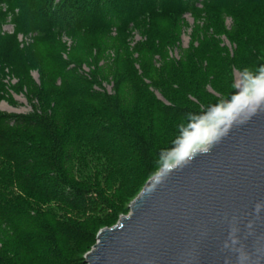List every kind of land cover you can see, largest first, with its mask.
<instances>
[{"label": "trees", "instance_id": "trees-1", "mask_svg": "<svg viewBox=\"0 0 264 264\" xmlns=\"http://www.w3.org/2000/svg\"><path fill=\"white\" fill-rule=\"evenodd\" d=\"M39 5V17L51 26L39 37L113 27L121 34L135 29L141 39L136 56V47L132 52L119 43L109 66L106 60L98 64L99 59L77 57L73 51V65L54 52L43 57L40 53L32 64L51 70L59 83L27 87L26 96L35 100L28 113L0 112V227L10 232L3 237L0 264H20V253L39 264H77V259L63 255L59 243L67 237L80 242L86 236L57 206L92 221L115 218L109 191L149 177L160 161V135L172 127L180 130L224 103L232 86L233 58L213 37L220 16L230 14L237 23H246L249 36L236 41L237 57L246 52L254 60L262 58L254 43L264 51V0H39ZM185 10L212 32L171 59L167 52L176 40L175 30L157 26L158 19ZM97 11L102 23L90 24ZM91 46L77 49L88 55ZM154 56L160 58L159 65ZM86 59L96 62L87 73L78 68ZM106 78L113 84L111 94L101 83ZM205 125L192 133L193 138L207 134ZM75 166L87 167V178L75 180ZM12 247L16 257L9 255Z\"/></svg>", "mask_w": 264, "mask_h": 264}, {"label": "water", "instance_id": "water-1", "mask_svg": "<svg viewBox=\"0 0 264 264\" xmlns=\"http://www.w3.org/2000/svg\"><path fill=\"white\" fill-rule=\"evenodd\" d=\"M262 94L234 98L207 153L154 171L81 264H264Z\"/></svg>", "mask_w": 264, "mask_h": 264}, {"label": "rangeland", "instance_id": "rangeland-1", "mask_svg": "<svg viewBox=\"0 0 264 264\" xmlns=\"http://www.w3.org/2000/svg\"><path fill=\"white\" fill-rule=\"evenodd\" d=\"M196 5L200 7L199 2ZM39 6V0H0V112L2 113L25 114L31 111V103L35 100H31L25 93L27 87L29 88L33 83L37 85L41 83L49 84L52 81L56 84L59 83V79L51 70L39 66L38 62H35L34 65L32 64V61L36 60L40 53L41 57H43L46 52H50L51 54L54 52L53 56L56 55L62 62L73 65L70 63V61L73 60L70 58L71 52L73 51L77 57L91 56L95 61L99 59L97 62L98 64H102L103 60H106L108 66L112 61L111 59L116 56L119 43H121L122 46H127L129 50L132 49V52L136 47V53L134 51L133 55L136 56L137 54V44L141 36L135 29L131 30L129 33L121 34L117 33L113 27L93 28L90 29L89 32H86V30L83 32L82 28L77 31L55 32L48 38L39 37V35H41L40 32H44L51 28L47 22H44V19L39 17ZM108 9L109 8H105L104 10L106 11ZM100 14L101 11L94 13V15H92L93 17H90V24H93V22L102 23L99 16ZM158 20L159 24L157 26H162L163 28L174 27L176 40H174L167 52L171 59L180 58L183 52L189 47L196 46L199 40L203 39L202 36L205 34L210 35L212 32V30H208V27H202L204 23L202 19L190 14L189 11L186 10L178 16L170 15L164 18L162 16ZM218 24L219 28L213 37L220 40V44L225 48L224 52L230 58H233L230 66L232 86L229 89L230 93H226L224 103L220 104L222 106L218 108L214 114H211L207 121L205 120L207 122V125H205L207 128L225 111L235 97L253 96L262 90L260 88L248 87H244L243 90H240L245 72L257 75L259 67L264 65V51L256 46L255 43L254 47H256L262 58L259 57L258 60H254L248 57L246 52H243L238 57L236 56V41L243 36H249L248 29H246L244 25L246 23H237L234 16L225 14L220 16V22ZM88 43L92 44L90 49H93V51L87 53L88 55L83 54V52L81 53L77 49L79 46H86ZM99 44L102 45L100 50L98 49ZM86 61L79 63L78 68L87 73L93 70L96 62L90 63L88 59H86ZM153 61L155 65H159V62H161L158 56H154ZM135 66H137V69L139 68L138 63H135ZM106 79L107 80H102L101 83L105 92L111 94L114 90L113 84L110 78ZM93 87L99 89L97 85ZM208 89L214 95L219 96L214 90ZM155 92L157 96L161 98L158 92ZM179 131V129L172 127L170 130L164 131L162 135H160L159 140L161 141L163 149L171 146L173 139L178 135ZM177 151H179V149H177ZM170 155L171 153H169V156ZM169 162H171V160L167 157L160 160L155 166V169L149 173V177L154 171ZM76 167L77 166L74 167L75 180L80 177L87 178V171L89 169H87V167ZM147 179L138 185L124 186L119 189L112 188L109 191V199L116 209L115 218L111 220L97 219L92 221L82 214H77L76 211L71 208H60L57 206V211L64 216L66 221L75 224L78 228L75 230L79 231L82 236H86V238L80 242L68 237L67 239H63L62 242L59 243L60 248L63 250V255L67 259H77V264H81L85 253L95 243L97 228L115 225L125 207ZM9 233L10 232L4 227H0V249L2 247L3 237ZM9 251L10 256L16 257L14 255L15 247H12ZM4 252L6 253V249ZM18 257L20 264H39L24 253H20Z\"/></svg>", "mask_w": 264, "mask_h": 264}, {"label": "clouds", "instance_id": "clouds-1", "mask_svg": "<svg viewBox=\"0 0 264 264\" xmlns=\"http://www.w3.org/2000/svg\"><path fill=\"white\" fill-rule=\"evenodd\" d=\"M244 87L264 89V65L259 67L257 75L245 72L240 90H243ZM260 103H264V94L260 96L258 106ZM221 106L222 105L219 104L215 105L194 120H189L173 139L171 146L162 149L159 160H163L167 157L172 161L169 165L170 170H174L176 167L193 159L197 154L207 153L212 144L227 133V128L224 125H216L205 136L199 139L193 138L192 133L195 132L198 127H203L206 123L205 117L215 112ZM177 149H179V151H177ZM169 153H171L170 156ZM259 207L260 205L258 204L257 209H259Z\"/></svg>", "mask_w": 264, "mask_h": 264}]
</instances>
